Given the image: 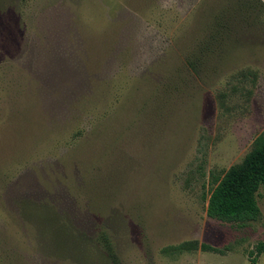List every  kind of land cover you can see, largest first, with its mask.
Listing matches in <instances>:
<instances>
[{
  "label": "rangeland",
  "instance_id": "374dc122",
  "mask_svg": "<svg viewBox=\"0 0 264 264\" xmlns=\"http://www.w3.org/2000/svg\"><path fill=\"white\" fill-rule=\"evenodd\" d=\"M262 130L264 0H0V264H264L205 213Z\"/></svg>",
  "mask_w": 264,
  "mask_h": 264
},
{
  "label": "trees",
  "instance_id": "16d2710c",
  "mask_svg": "<svg viewBox=\"0 0 264 264\" xmlns=\"http://www.w3.org/2000/svg\"><path fill=\"white\" fill-rule=\"evenodd\" d=\"M259 188L264 191V130L252 139L241 160L230 165L216 180L207 196L205 213L208 217L225 222L243 223L254 220L258 214L255 196ZM98 242L105 247L106 254L111 256L105 236L100 235ZM192 247L195 248V245L183 242L175 248ZM199 248L216 250L203 243ZM253 251L255 255L264 252V239L254 244ZM251 260L254 262V257Z\"/></svg>",
  "mask_w": 264,
  "mask_h": 264
}]
</instances>
